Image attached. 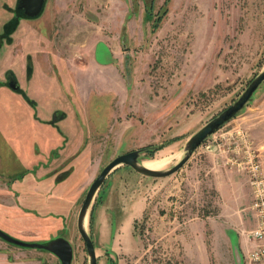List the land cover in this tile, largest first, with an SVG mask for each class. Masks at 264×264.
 Wrapping results in <instances>:
<instances>
[{"label": "rangeland", "instance_id": "374dc122", "mask_svg": "<svg viewBox=\"0 0 264 264\" xmlns=\"http://www.w3.org/2000/svg\"><path fill=\"white\" fill-rule=\"evenodd\" d=\"M17 1L0 0V230L24 242L62 237L72 248L70 264H88L76 216L90 182L113 157L134 148L166 142L151 156L140 151L137 159L156 157L169 148L175 157L162 170L182 157L188 137L231 104L264 67V0H43L33 17L24 15ZM69 17L89 22L82 34L91 33V41L68 44L76 48L72 61L87 72L94 39L115 37L113 29L120 23L123 37L128 22L120 43L123 57L113 63L121 80L107 77L114 89L126 90L123 99L116 91H96L95 79L83 81L87 86L81 97L72 91L73 81L89 74H73L54 53L63 42L56 39L58 23ZM10 20L16 22L12 31ZM75 25L68 24L65 35ZM11 34L17 43L3 50ZM7 71L20 84L15 80L16 87H8ZM263 86L264 81L249 102L257 104ZM251 111L255 114L243 123L234 116L213 133L231 127L249 132L264 166V107ZM127 112L142 113L138 120L149 129L139 146H133L137 135L108 133L114 116ZM60 114L63 122L58 120V125ZM60 131L72 139L76 135L80 150L59 186L62 193L51 198L45 184L37 190L20 179L32 166L31 171L37 168L48 138L54 142ZM158 135L157 142H149ZM211 152L199 144L177 171L164 177L146 176L125 165L112 169L87 210L85 230L96 264H246L243 240L237 247L222 238L225 229L234 241L240 230L253 226L247 178ZM39 166L38 179L49 185L47 165ZM35 194L42 197L33 200L39 205L27 206L28 216L10 209H16L14 200L19 204L23 195ZM134 216L126 236L118 233ZM0 244V264H60L46 250L1 238Z\"/></svg>", "mask_w": 264, "mask_h": 264}, {"label": "crops", "instance_id": "0c3cea01", "mask_svg": "<svg viewBox=\"0 0 264 264\" xmlns=\"http://www.w3.org/2000/svg\"><path fill=\"white\" fill-rule=\"evenodd\" d=\"M64 6H66V5H64ZM127 10L128 9H126V12H127ZM67 20H68L67 22H65L63 20V21H60L61 23H58L57 30L55 31L56 39L61 38V41H63V42H62V44L60 43L58 46L56 44L57 49L54 51V53H56L57 56L63 57L64 61L66 62V67L73 74H76V72L86 73L87 71H83V69L79 63H77L76 61H72L75 59L73 57L72 49L76 50V48L72 47V45H68V44H70V43L71 44L72 43L82 44V43H86V42L91 41V36H92L91 33H89L88 35L86 34L84 37L82 34V30H83L82 27L86 31V29L88 28L87 24H89V22L86 21L85 23H81V20L70 19V17ZM70 23H73L76 25L73 26V29H70L68 31V33L65 35V32H66L65 29L67 28L68 24H70ZM18 24H17L16 28L14 29V30H16V32L18 31V29H17ZM121 27H122V23H120V25L117 27L118 30L113 29L114 33L117 34L115 37L113 36L114 34H112V36H109V37L107 35L101 36L100 38H98V37L95 38L94 41L92 42V45L90 47V53H89V59H90L89 64H90V61L93 64H90V68L88 67V69L90 71V72L89 71L87 72L89 74V77L82 78V80L76 79L73 81V84H72V91L74 90L75 92L80 93L79 97H81L83 94L82 93L83 88L86 89V86H87L86 83L83 84V81L88 80V79L89 80H92V79L96 80L95 87H94L96 91H99V92H102V91H113L114 92V91H116L117 96H120V98H122V99L125 96H127V94L125 93L126 90H124L122 88V86H121V88L123 90L119 91L118 89H114L113 88L114 86H112L111 83H108V82H110L109 79H112V78L114 79L115 76L117 78L119 77V79L121 80L120 75L118 73V69L114 68L113 63H115L114 61H116L115 60L116 58L121 59L123 57L124 50L123 51L121 50L120 43H122V41H125L124 37L128 31V22L126 21L125 24L123 25V27H124L123 37L121 35ZM111 28H113V27H111ZM61 30H63L62 33H61ZM10 38H11V42L9 44H5L3 47V50L8 49L7 47L9 45L13 46V44L15 45L17 43V40H18L17 36H15L13 38V36L11 34ZM123 38H124V40H123ZM111 44H112V46H111ZM67 46H70V47H67ZM97 48L100 49L101 54L97 53ZM13 49H14V47H13ZM116 49H117L118 53H117ZM67 53H70V55H68L66 57ZM103 55L106 58H108V60L112 59V62H107L108 60L102 61V59H104ZM94 68H96L98 70H102V72L101 73L99 71L93 72ZM5 70H7V68L4 69L3 73L5 72ZM85 70H87V69H85ZM91 71L93 72V74H91ZM97 73H99V76L100 75L102 76V79H104L103 81L105 82L106 86H104L103 83L99 82L100 80H98L99 77H98ZM13 75H14V73H13ZM14 76L17 77L16 75H14ZM107 77H109V79ZM16 80L20 84L18 78ZM121 84H123V81L121 82ZM89 89H92V88H89ZM263 89H264V86H263V88H261V90H263ZM262 107H264V96L257 102V104L248 102L245 105L244 109H242L235 116V118H237V119L239 118L238 120H240V123L241 122L243 123L248 117H250V115L255 114V112H253V111H251L252 113L248 112L249 110H251V109L255 110V108L259 109ZM120 115H122V116H120ZM62 116L63 115L60 114V116L57 119V121L59 120L61 124L63 122ZM140 116H142V113H133V112H131V113L127 112V113L115 115L114 119H112L111 122L109 123L110 129H108V133L109 134L112 133L113 137H115V135H116V137L117 136L119 137V136H122L123 133L129 132L131 135H137V137H136L137 141H134L137 144L134 143L133 146H139V145L143 144L145 142V139H148L145 136H147V132L149 129L146 127L144 122L140 123V121L138 120V118H140ZM63 118L65 120V117H63ZM59 121L57 122V124L59 123ZM248 134H249L250 138L253 140V138L251 137L249 132H248ZM75 136L76 135H74L73 139H72V137L71 138L66 137L65 134H63L62 131H60L58 137H55V136L53 137L54 142L49 143L50 141H52V140H50V138H48V140L46 142V152L43 153L42 161L44 162L45 166L47 165V169H45V170L47 171V177L50 180V184L48 185L50 189H49V192H47V194H46L48 197L56 198L63 191V186H61V187H59V186L68 179L69 172L73 168L71 166V162L73 160V157L76 156V154H78L79 150H80V144H76V137ZM152 137L149 140V142H152V141L155 142L157 139L159 140V135L158 136H152ZM253 143H254V141H253ZM208 152H211V151H208ZM259 155H260V153H259ZM217 156L220 157V155H217ZM220 158H222V157H220ZM42 161L40 160L37 163H41ZM41 168H42V166H38L37 168H35L32 171V174H31V169H30V171L28 173L22 175L20 181L26 182V184L30 183V185L35 186L34 188L40 189L44 185V184H41L42 182L38 179V177H39L38 173H40L43 169V168L42 169ZM229 168L233 169L235 172H238V173H240L246 177V175L244 173H242L240 171H236L232 167H229ZM56 172H60V174L56 175ZM35 173H36V175H35ZM49 177H51V178H49ZM10 185H12V184H10ZM30 185H29V187H30ZM249 194H250V191H249ZM37 196H38V198L42 197L41 195H38V194L30 195V196L29 195H26V196L23 195L22 199L19 201V204H18V202H16V200L13 199L16 209H13V208H10V209L15 210L14 213L20 211L23 214V216H25L24 214H26V216H28L29 215V209L27 206L31 203L35 204V205H39V203L37 201H33L34 198ZM29 197H31V198H29ZM221 197H222V200H224L226 198L224 195H221ZM138 210H139L138 214H140L142 207H139ZM18 214H19V212H18ZM138 214H136L135 216H137ZM17 216H20V215H17ZM135 216L130 217L127 220L125 229H117V232L121 233L123 236H126V230H129L131 228L132 221H133V219H135ZM238 217H240V214L238 215ZM228 232H229L228 229L224 230V234H223L222 239H224V241H229L231 244H232V242L236 243L237 247H241V245L239 246V242H241V240H242L241 237H239V236H238V238L235 237L236 239H234V241H232L231 237L229 236V234L231 232L230 233H228ZM234 236H235V233H234ZM0 246H3V245L0 244ZM11 251L16 252L14 250H11Z\"/></svg>", "mask_w": 264, "mask_h": 264}, {"label": "water", "instance_id": "95a60500", "mask_svg": "<svg viewBox=\"0 0 264 264\" xmlns=\"http://www.w3.org/2000/svg\"><path fill=\"white\" fill-rule=\"evenodd\" d=\"M42 3L43 0H18L17 7L22 10L24 15L33 17L39 13ZM263 80L264 67L250 79L239 96L231 104L226 106L216 116L210 118L188 137L186 144L183 147L184 153L182 157L169 168L165 170H153L140 165L137 159L141 150L140 148H135L116 155L100 169L99 173L94 177L87 187L76 216V230L83 241L84 249L88 256V264H96V256L92 240L87 231L83 228V220L87 214L88 207L91 204V200L95 192L102 184L106 175L119 165L128 166L134 171L150 177H164L177 171L187 161L199 144H201L216 129L236 116L245 107V105L251 100L254 91ZM10 87L14 88L15 85L10 83ZM0 238L17 246L46 250L53 254L58 259L60 264H70L72 258L71 245L66 239L62 237H55L44 243L24 242L15 239L0 230Z\"/></svg>", "mask_w": 264, "mask_h": 264}, {"label": "built area", "instance_id": "2783aa9c", "mask_svg": "<svg viewBox=\"0 0 264 264\" xmlns=\"http://www.w3.org/2000/svg\"><path fill=\"white\" fill-rule=\"evenodd\" d=\"M225 125V124H224ZM222 125V126H224ZM202 144L223 158L222 163L246 175L250 191L248 210L253 226L240 230L246 264H264V166L247 131L231 127L211 134Z\"/></svg>", "mask_w": 264, "mask_h": 264}, {"label": "bare ground", "instance_id": "6f19581e", "mask_svg": "<svg viewBox=\"0 0 264 264\" xmlns=\"http://www.w3.org/2000/svg\"><path fill=\"white\" fill-rule=\"evenodd\" d=\"M171 150L164 149L158 156L154 157L153 159H147V160H140L139 164L148 168V169H153V170H162V167L170 160L172 157H175V155L172 153ZM180 157V154H177L178 158ZM171 162V161H170ZM86 218L87 214L84 217L83 220V228L85 229L86 227Z\"/></svg>", "mask_w": 264, "mask_h": 264}, {"label": "trees", "instance_id": "16d2710c", "mask_svg": "<svg viewBox=\"0 0 264 264\" xmlns=\"http://www.w3.org/2000/svg\"><path fill=\"white\" fill-rule=\"evenodd\" d=\"M11 26H10V29L12 31V29L15 27L16 25V22L14 20H10L9 21ZM156 24V23H155ZM155 27V25H153V28ZM9 32V31H8ZM166 142L164 143H160V144H157V145H146V146H143V147H140V150L142 152H144V154H146L147 156H151L152 153L157 150L158 148H161L162 146H164ZM93 206V205H92ZM91 217H92V214H91V208H90V211H89V222H91ZM109 263L108 264H114V263H111L110 260L108 261Z\"/></svg>", "mask_w": 264, "mask_h": 264}, {"label": "flooded vegetation", "instance_id": "af4514ba", "mask_svg": "<svg viewBox=\"0 0 264 264\" xmlns=\"http://www.w3.org/2000/svg\"><path fill=\"white\" fill-rule=\"evenodd\" d=\"M5 76H6V78H7V86L8 87H10V83L11 84H14L15 85V77L13 76V74L12 73H10L9 71H7L6 73H5ZM16 87V86H15ZM135 149V148H134ZM164 150V149H163ZM155 157V156H154ZM153 157V158H154ZM153 158H150V159H153ZM143 160H147V159H143ZM142 160V161H143ZM42 164V162L40 163V165ZM37 165V167L39 166V163H37L36 164ZM33 167V166H32ZM32 169V168H31ZM34 170V169H33ZM32 172V171H31ZM60 174V172H57L56 173V175H59ZM21 182H23V181H21ZM42 183L41 184H45V186L48 188V192H49V186L46 184V182L45 181H41ZM24 183H26V182H23V184ZM5 184V183H4ZM6 186H8L9 185V187L11 186L10 184H5ZM25 185V184H24ZM29 185H30V183H28L27 185H25V187H29ZM44 186V187H45ZM30 188H34V187H30ZM25 189V188H24ZM35 190V189H34ZM38 190V189H37ZM33 193H36V191H33ZM38 193V192H37Z\"/></svg>", "mask_w": 264, "mask_h": 264}]
</instances>
